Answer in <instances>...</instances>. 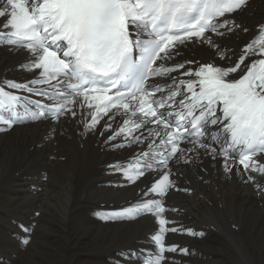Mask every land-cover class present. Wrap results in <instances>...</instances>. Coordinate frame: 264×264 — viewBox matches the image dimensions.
<instances>
[{"label":"snow or ice","instance_id":"snow-or-ice-1","mask_svg":"<svg viewBox=\"0 0 264 264\" xmlns=\"http://www.w3.org/2000/svg\"><path fill=\"white\" fill-rule=\"evenodd\" d=\"M247 6L248 0H0L4 18L0 37L30 54L23 68L39 70L38 78L28 83L0 82V132L26 117L76 118L77 109L85 107L89 110L86 116L81 113L85 133L110 113V120L122 117L121 126L107 139L123 137L115 145L121 148L146 143L147 150L141 149L126 166L110 167L130 183L151 172L158 178L140 200L101 218H155L159 227L150 237L153 250L137 253L144 257L141 264H164L169 259L165 253L189 254L187 248L165 243L169 232L204 235L164 215L178 211L164 206V197L176 187L171 165L192 163L193 154L198 158L203 149L213 159L223 158L226 173L238 161L247 182L255 181L251 173L264 176V160L255 159L264 153V25L258 26L257 36L232 65L169 63L181 55L180 46L196 41L217 49L219 59L228 58V49L215 44L209 34L223 36L239 28L232 14ZM255 56L260 58L245 63ZM180 70L188 79L171 76ZM238 71L239 78L232 75ZM37 85L47 87L41 90ZM6 89L26 91L51 103L37 101L36 110H31L22 103L25 98ZM209 126H216L211 143L205 139ZM104 127L112 126L106 122ZM256 187L264 192L261 185ZM150 195L153 198H147Z\"/></svg>","mask_w":264,"mask_h":264},{"label":"bare ground","instance_id":"bare-ground-1","mask_svg":"<svg viewBox=\"0 0 264 264\" xmlns=\"http://www.w3.org/2000/svg\"><path fill=\"white\" fill-rule=\"evenodd\" d=\"M232 15L240 26L232 34H209L213 39H218L214 40L215 44L228 49L227 57L230 59L221 60L217 49L203 46L202 53H195L192 58L191 53H194L196 46L204 45L196 41L180 46L181 55L169 63L185 60L202 63L207 56L214 54L215 60L211 61L216 65L234 64L244 46L257 36L258 26L264 25V0H250L243 11ZM3 20L4 18H0V23ZM244 28L247 31H243ZM203 56L204 59L201 60ZM259 58L250 57L245 63ZM29 60L30 54L27 50L14 48L5 42L4 37H0V82L11 80L24 84L38 78L39 70L29 71L22 67ZM232 75L239 78L240 72ZM177 78L188 79L183 76ZM35 87L41 90L46 88L38 85ZM6 90L25 98L22 103L31 110H36L37 101L41 104L51 103L26 91ZM28 101L32 103L29 104ZM88 111L86 107L77 109L76 118L61 117L59 121H39L26 117L25 125L17 123L10 130L0 132V204L22 207L23 216L32 226L39 220L38 210H41V213L43 209L46 210V216H53L55 219L54 223L46 220L45 229L39 227L43 222L41 220L34 229L35 239L28 250L33 256L42 254L43 261L40 264H134L137 259H144L143 256L138 257L137 253L150 254L153 250L150 237L159 226L152 215H142L133 220L101 218L140 200L144 192L151 187V183L158 178L157 173L151 172L140 177L135 183H130L121 171L110 167L126 166L132 162L136 153L141 149L147 150L146 143L115 147L123 141V137H117L113 141L107 138L121 126L123 118L110 120L111 113L109 117H103L93 131L85 133L81 113L86 116ZM20 112L23 114V107ZM106 122L111 123L110 130H105ZM199 152L198 158L193 154L192 163L171 165L174 172L171 179L175 181L176 187L170 189L168 196L164 197V206L178 211H166L164 215L170 220H175L178 225L203 232L204 235L193 237L167 233V245H187V242L194 248H187V255L165 253L169 259L165 260L164 264H225L222 260L224 256L238 252L242 239L246 241V237L250 244V259H253L254 264H264V192L256 187L257 184L264 187V176L251 173L255 181L247 182L246 174L237 161H233V171L226 173L222 157L213 159L210 154H205L203 149ZM255 159L264 160V153ZM50 173L59 174V187L52 184L53 175ZM54 192H57L55 199ZM75 194L78 197H75ZM147 198L153 197L150 195ZM221 207H225L227 211L234 209L241 213L240 233L233 230L234 234L231 235L225 227L222 229L216 218V209ZM75 208H78L77 212H74ZM251 215L252 218L249 217ZM41 218L44 220V216ZM245 228L246 234L243 232ZM112 232L113 238L109 235ZM45 244L50 247L47 252L44 249ZM0 248L3 249V246L0 245ZM126 248L130 249L123 251ZM117 252H121V255H116ZM130 252L131 256L128 255Z\"/></svg>","mask_w":264,"mask_h":264},{"label":"rangeland","instance_id":"rangeland-1","mask_svg":"<svg viewBox=\"0 0 264 264\" xmlns=\"http://www.w3.org/2000/svg\"><path fill=\"white\" fill-rule=\"evenodd\" d=\"M214 37L212 36V39ZM214 40H218V39H213ZM205 47V48H210L208 45H201L199 44L198 46H196V50L194 51V53H191V57L193 58V55L195 53H202L203 48L201 47ZM201 48V49H200ZM197 51V52H196ZM208 58H206V60L202 61V63H206V62H212L211 60H215L214 54L212 56H207ZM204 59V56L201 60ZM230 59L229 57L226 59L228 60ZM208 60V61H207ZM182 72V71H181ZM181 72H176L173 77H181ZM53 173V172H52ZM51 175H53V185L56 187L60 186L61 180H60V176L57 173H54ZM9 184V182L7 183ZM60 195V194H59ZM53 199H55V197L57 196V192L53 193ZM75 197H78V195H74ZM51 198V195L49 194L48 196ZM167 197V195L165 196ZM6 204H0V245L3 246V249L0 248V264H32L31 262H33V264H40L43 261V257L42 254L39 255H35L33 256V254L30 253V250H28V248L30 247L32 241L35 239V234H34V229H36V226H38V224L40 223V221L42 220L43 222L41 223V225L39 227H44L45 229V223L47 221H51V223L55 222V219L53 216H46L45 212H47L46 210H38V214L36 211L37 216L39 217V220L37 219V224L32 226L30 224V222L28 220L25 219L24 215V211L23 208L18 207V206H5ZM4 206V207H3ZM9 207L11 209H9ZM55 208V207H54ZM221 209V210H220ZM20 210V211H19ZM234 210V209H233ZM225 210V207H221L219 209H216V218L217 220L221 223V227L222 229H226V231L233 235L234 231H238L239 233L241 232V228L242 226H240V224H242V219H241V213L237 210ZM217 211L219 213H217ZM225 211V213H223ZM228 213H227V212ZM9 212V213H8ZM13 212V213H12ZM23 212V213H22ZM73 212V210H72ZM232 212V213H231ZM11 213V214H10ZM21 217H19V215ZM60 214V212H59ZM11 215V216H10ZM13 215V216H12ZM235 215V216H234ZM19 218H18V217ZM41 216H44V220L41 218ZM225 216V217H224ZM232 216V217H231ZM37 217V218H38ZM250 218L253 217V215L249 216ZM18 218V219H17ZM233 218V219H232ZM17 219V220H15ZM232 219V220H231ZM8 220V221H7ZM19 220V221H18ZM47 220V221H46ZM23 221V222H22ZM26 221V222H25ZM54 221V222H53ZM215 221V220H214ZM231 222V223H230ZM235 222V223H234ZM24 223V225H23ZM234 223V224H232ZM11 224V225H10ZM43 224V225H42ZM226 224V225H225ZM16 225V226H15ZM5 226V227H4ZM19 227V228H18ZM22 227V228H21ZM236 227V228H235ZM238 227V229H237ZM9 228V229H8ZM33 228V229H32ZM8 229V230H7ZM27 229V231H25ZM231 229V230H230ZM24 230V232H23ZM40 231L42 229H39ZM234 230V231H233ZM247 231L246 228L243 230V232ZM30 232V233H29ZM24 233V235H23ZM3 234V235H2ZM17 234V235H16ZM21 234V235H20ZM33 234V235H32ZM246 234V232H245ZM109 235L113 238L114 233H109ZM20 236V237H19ZM28 236V237H27ZM27 238L29 240L28 245H24L22 243V241ZM246 241L242 239L241 243H240V247H239V251L235 252V254H229L228 256H224V258L222 260H224L225 264H252V260L250 253L248 252L250 250V244L249 239L246 237ZM20 242H19V241ZM3 241V242H2ZM8 241V242H7ZM15 241V242H14ZM7 242V243H6ZM14 242V243H13ZM4 243V244H3ZM45 243V242H44ZM187 245H183V244H178L180 247H184V248H194V246L191 247L190 244H188L187 242H185ZM244 243V244H243ZM7 244V245H5ZM12 245H14V248ZM194 245V244H193ZM49 246L48 244H45V250L46 252L49 250ZM124 248V247H123ZM15 251H13V250ZM20 249V250H19ZM42 249V250H44ZM130 249V248H129ZM129 249H123V251L125 250H129ZM40 250V249H39ZM242 250V251H241ZM122 251V250H121ZM240 252V253H239ZM7 253V254H6ZM17 253V254H16ZM29 255H28V254ZM243 253V254H242ZM23 254V255H22ZM8 255V256H7ZM15 255V256H14ZM116 255H121V252H117ZM21 257V258H20ZM28 257V258H27ZM236 257V258H235ZM32 258L34 261H32ZM229 258V259H228ZM14 259V260H13ZM227 259V260H225ZM241 259V260H240ZM11 260V261H10ZM143 259H137L134 264H141V261ZM37 261V263H36ZM250 261V262H248ZM227 262V263H226ZM252 262V263H251ZM173 264V263H172ZM254 264V263H253Z\"/></svg>","mask_w":264,"mask_h":264}]
</instances>
